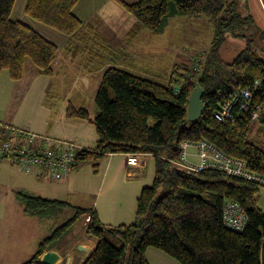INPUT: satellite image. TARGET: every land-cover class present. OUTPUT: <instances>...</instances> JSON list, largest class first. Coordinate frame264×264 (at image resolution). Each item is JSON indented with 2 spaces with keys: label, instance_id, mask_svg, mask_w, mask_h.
Returning <instances> with one entry per match:
<instances>
[{
  "label": "trees",
  "instance_id": "1",
  "mask_svg": "<svg viewBox=\"0 0 264 264\" xmlns=\"http://www.w3.org/2000/svg\"><path fill=\"white\" fill-rule=\"evenodd\" d=\"M79 1L26 0L24 13L73 38L82 27L73 14ZM116 1L136 20L134 33L143 29L159 35L173 17H207L212 27L208 57L199 71L191 67L189 77L181 76L177 93L171 89L173 82L163 85L108 67L94 95V117L85 107L67 105L64 118L92 124L97 137L93 151L80 154V164H90L97 173L98 162L107 155H150L152 183L142 187L136 198L134 222L116 226L103 224L93 209L15 192L22 212L43 223L61 209L74 210L60 227L50 226V235L22 264H41L42 255L57 249L79 220L86 224L83 236L95 242L82 264H149L146 252L150 248L179 264H264V213L258 207V194L264 188L218 170L193 172L176 165L181 144L204 141L264 177V150L248 140V115L234 105V122L214 117L235 90L251 89L258 80L249 106L258 107L257 122L264 130V31L255 28L246 0ZM14 3L0 0V75L6 71L11 81H20L30 62L38 75L52 77L57 46L11 20ZM228 37L242 40L244 48L231 63H223L216 52ZM70 46L65 47L69 53ZM198 87L204 91L205 110L196 121L184 124L189 95ZM229 202L237 203L245 216L246 225L240 231L224 223L223 210Z\"/></svg>",
  "mask_w": 264,
  "mask_h": 264
},
{
  "label": "crops",
  "instance_id": "2",
  "mask_svg": "<svg viewBox=\"0 0 264 264\" xmlns=\"http://www.w3.org/2000/svg\"><path fill=\"white\" fill-rule=\"evenodd\" d=\"M122 1L127 3V1L125 0ZM261 1L262 0H246V4L249 15L253 20L255 28L260 31H264V10ZM116 6H119L121 9H123L116 0H80L75 5L73 9V14L77 19L82 22V27L73 38L66 37L48 28L47 26H39L35 24L37 28L40 27V29L45 35H42L41 32L39 34L43 38L54 43L57 46L58 53L56 61L54 63L55 74L52 77L48 78L38 75L35 68L34 70H30L31 76L34 78L37 77V79L39 77H43L45 79L44 81L56 79L58 82H63L69 80V82L72 83V88L75 87V89L79 90V92L76 93L74 99L71 96H67L69 97L68 99L67 97L63 99L60 104L61 106L59 108V111H57V113L52 114V117L54 118L57 116L55 122H62L67 127L73 129L77 127L76 125H81L80 123H83L79 121L66 120L64 118L65 109L69 103H72L74 106L77 107H84L87 96L89 94H92L93 92V94L95 95L98 86V83H96L95 85L91 84L92 78L97 73H103L108 67L121 68L140 77H144V71L141 69L139 62H136L135 60L136 58H138L135 52H139V50L137 48L136 51L134 50L136 46H134L133 43L138 39L139 35L146 33L145 31L147 30L141 29L136 33L132 32L136 28V20H131V15L122 16V12H120V10L116 8ZM116 9L119 12L116 11ZM127 15L129 14L127 13ZM201 18L203 17L193 19L200 20ZM116 19H119L120 21L118 22ZM205 20L207 26L210 28V21L207 18ZM166 27L164 31L159 35H153L149 31L148 32L151 36L153 35L159 38L165 33ZM101 33L104 35V37L103 35H101ZM124 39H128V42L124 46H115V44H118L119 41L122 42ZM95 40L99 41L100 47L103 50H113L112 48H114L120 49L124 53L121 57L115 59L116 65H114L115 63H107L106 65L100 66L97 71H92L81 64V62L79 61L81 54L83 53L84 49H88L87 44L94 43ZM67 45H71L70 47L72 49L70 53L67 49H65ZM77 50L80 51L81 54L75 56V52ZM159 53L162 56L161 61L158 60V58L154 57V55ZM169 54L170 52L168 45L166 47L162 46L161 48L150 46L149 56H147V59H150L146 61L150 69H146L144 74H146V72L150 74L156 73V69L158 68L159 64H163V56H166V61L167 63L169 62ZM191 57L193 58V56ZM205 58L207 59V56ZM196 59H200L201 61H203L202 54H198ZM197 60L193 61V63L189 65L192 67L194 62H196ZM184 63H186V61ZM186 67L187 66H184V69L183 71H181V73V69H178V72L176 74L178 76L186 74ZM169 72L170 71H168V73ZM170 76L171 75L169 73V76L165 78H167L168 81L170 80V78H172L173 81H176L175 74H173L171 77ZM179 78L181 79V77ZM21 81L22 79L17 82L11 81L8 75L0 78L1 87L6 89L2 91L0 90V122H6V120L10 121L7 112L9 110H13L14 112V110L16 109H21L20 107L23 105V100L25 103V99L31 95L26 92H14V89L18 87ZM13 85H17V87ZM8 89L11 90L8 91ZM36 97L40 100V104L43 105L44 103V106L46 108L44 100L46 97H48L47 93L39 91L37 92ZM21 100L22 103H20ZM17 102H19L18 106L16 105ZM12 105L13 107H11ZM45 112V114L47 115H50L51 113L50 109L49 112L48 110H45ZM49 124L50 123H48V126L46 124V129H43V131L41 132H44L46 134L49 133L53 126ZM51 124H53V122ZM73 131L67 132L65 128H62V132L64 133V135H62L63 137L61 139H73L72 141L76 142V144H78V146H80L81 148H84L87 151H93L96 145V141L94 142V145H87L79 137H74V133H71ZM37 134L42 135L40 132ZM260 136H262L264 141V130L261 128L258 122H251L249 125L248 140L264 150V142H261L259 141V139H257ZM187 153L188 160L193 162L198 161L195 155L196 150L188 148ZM115 157H121V160H118L119 162L115 161ZM101 161H103L104 164L102 163L100 165L102 166L101 174L98 173L99 175L97 174V176H92L88 170H86L84 174V169H82V167L80 168V166L71 170V172L66 176V178L59 181H53L50 179L47 180L48 178L44 175H32L28 177L24 176L25 178H22L17 175V172L16 174L14 172L10 174L11 181L7 187V190L12 191V199H14V202L12 205L0 203V219H4L6 210H14V215L7 213V218L9 220L11 219L12 222H14V224L16 225L15 228L17 229L14 231L12 242L16 246L19 245L17 247L18 250H20L18 256H20L21 259L26 254H31L32 256L37 248L38 243L43 240L40 239V236H38V231L40 229L43 230L41 226L43 225V222H39L37 219H32L31 223L36 225L32 228L31 231H33V229H36V232H31V237H29L31 239V242H26L23 240L22 242L17 243L18 236H22L21 226L26 227L25 223H27L26 221H29L27 220L29 216L26 217L25 215H23L21 205L17 204L18 202L15 198V192L17 191H25L27 193L33 195L35 194L36 196L48 200L66 202L76 208L93 209L97 213L100 221L105 225H120L129 223L127 222L129 220L128 218H132L134 214V211H132L131 209L133 200L135 202L137 196L140 193V190L142 189V187L145 186L144 184H147L144 183L146 182L145 180L151 178V175L146 176L145 178H143V176L145 175V170L148 168L149 163L151 162V164H153V159L147 157L146 159L141 160L139 162V166L137 168L130 169V172H128L129 169H127L126 167V155L124 154L107 155ZM151 170L153 179V165L151 167ZM96 177L98 178L96 179ZM43 180H46L48 183L43 182ZM93 181L94 184L96 183V185L93 184ZM115 181H119V183H121L123 187H121L119 192L116 194L113 193ZM105 185L106 187H104ZM262 190L264 191V189ZM101 193H103V195L101 203L99 204V196L101 195ZM258 207L264 213V196L258 199ZM85 226V222H82L80 230L74 235L70 236L72 243L65 251H63L64 253L62 252V248L65 245L59 246L57 247V249L49 250V252H56L59 255V260L55 264H82L90 255V253L95 247V242L83 236ZM46 230V232H43L44 234H46L44 239L50 235L51 227H47ZM43 233L42 235H44ZM73 239H76L77 241L74 242ZM64 240L65 238L61 241V243ZM65 242L67 243V240H65ZM0 243L2 245V239ZM80 246L83 250H78V247ZM17 251L14 250L13 255H17L14 253ZM146 258L149 264H179V262H177L175 259H172L166 256L165 254L161 253L160 251L152 248L147 250ZM23 260L26 261V257L25 259H22L20 264L25 262Z\"/></svg>",
  "mask_w": 264,
  "mask_h": 264
},
{
  "label": "rangeland",
  "instance_id": "3",
  "mask_svg": "<svg viewBox=\"0 0 264 264\" xmlns=\"http://www.w3.org/2000/svg\"><path fill=\"white\" fill-rule=\"evenodd\" d=\"M125 1H127V3H134L138 0H125ZM25 3H26V0H16L15 1L14 7L10 15V19L14 21H19L25 24L26 26H28L29 28H31L32 30H34L35 32H38V33L41 32L42 35H45L40 29V27L37 28L35 24L39 26H45V25L37 23L36 21L28 18L24 14ZM116 8L120 10V12H122L123 14L122 16H130V15H127V13L123 9H121L119 6H116ZM117 9L116 11H118ZM130 18L131 20L135 21V19L132 16H130ZM206 18L203 17L200 20H197V19H193L189 17H186V18L173 17L169 19L168 25L166 27V31L163 34V36L157 38V36H153V35L151 36L148 31H145L146 33L139 35L138 39L133 43L134 46H136L134 50L136 51V48H137L140 52V53L135 52V54L138 57L135 60L136 62H139L141 69L144 71V73L146 69H150V67L148 66V63L146 62L148 59H150V58L147 59V56H149L150 46L161 48L162 46L166 47L168 45L169 52H170L168 63L166 61L167 60L166 56H163V64H159L158 68L156 69V73L150 74L146 72V74L143 73V76L146 78L155 80L163 85H167L170 82L175 83L176 81H177L176 83L181 84L182 80L179 78L181 76H178L176 74L178 72V69H181L180 70V73H181V71H183L184 69V66H187L185 71H187L186 74H188L189 71L191 70V66L189 64L197 60L196 58L198 54H202V57H203V61L199 59L201 61L199 70L203 68V64L206 61L205 57L206 56L208 57V53L210 51V46H211V40H212L211 27L209 28L207 26V23L205 20ZM116 20L118 22L120 21L119 19H116ZM101 35L103 34L101 33ZM127 42H128V39H124L122 42L119 41L118 44H115V46L116 47H120L121 45L124 46ZM87 45H88V49H84L83 53L81 54L79 58V61L81 62L83 66H85L86 68L92 71H97L100 66L106 65L107 63H115L114 65H116L115 59L118 57H121L124 54L120 49L112 48L113 50H103L100 47L99 41L97 40H95L94 43H89ZM243 48H244V43L242 40L237 39V38L228 37L223 42V44L218 49V51L216 52V57L219 58L220 61H222L223 63H231L233 59L238 55V53ZM191 56H193V58ZM154 57L158 58V60L160 61L162 60V56L160 53L154 55ZM184 60L186 61V63H184L185 62ZM31 69L34 70V67L30 64V62H26L22 81L19 83L18 87L17 85H13L17 87L14 89V92H18V91L26 92L31 95L25 99V103L23 100V105L20 107L21 109L19 110L16 109L14 110V112L13 110L11 111L9 110L7 112V115L10 121L6 120V122H1V123L5 125L15 126L16 128L24 129L25 131H28L34 134H37L40 132L42 135L45 134L48 137H52L54 139L57 138V140H63L61 139L63 137L62 135H64V133L62 132V128H65L67 132L74 130L73 132H71V133H74V137H79L87 145H94V142L96 141L97 137L95 135L94 126L92 124L80 123L81 125H76L77 127L73 129V128L67 127L62 122H59V121L55 122L57 119V116L55 118L52 117V114L57 113V111H59V108L61 106L60 104L63 101V99L67 96H71L74 99L76 93H78L79 90L75 89V87L72 88V83L69 82V80L58 82L56 79L44 81L45 79L43 77H39L38 79L37 77L34 78L31 76V72H30ZM168 71H170L169 73L171 76L175 74L176 81H173L172 78H170V80L168 81L167 78H165L169 76ZM3 76H7L6 71H3L0 78H2ZM101 76H102V73L101 74L97 73L92 78L91 84L95 85L96 83H98L99 85ZM0 90L2 91L6 89L2 88L0 85ZM10 90L11 89H8V91ZM39 91L46 92L48 95V97H46L44 100L46 104V108L44 106V103L43 105L40 104L39 102L40 100L36 97L37 92ZM92 94H89L87 96L84 107L88 111L89 115L91 117H94L95 105L93 101L94 94L93 95ZM68 98L69 97H67V99ZM20 103H22V100L20 101ZM16 105L18 106L19 102H17ZM11 107H13V105ZM49 109L51 111L50 115L45 114L46 113L45 110H48L49 112ZM52 122L53 124H51ZM48 123H50L49 125H53L51 128V131L47 134L44 132H41L43 131V129H46V124L48 126ZM69 126H73V125H69ZM257 139H259V141L261 142H264L262 136L258 137ZM72 140H68V141H72ZM192 149L195 150L194 147H192ZM187 156H188V153H187ZM197 159L199 158L197 157ZM114 160L120 161L121 157H115ZM102 163L103 161L98 162L97 173L93 171L91 165L88 163H85V162L81 164L79 163L78 166L84 169V174L86 170H88L92 176H97L98 173L101 174L102 166L100 165ZM152 165L153 164H151L150 162L148 168L145 170V175L143 176V178L151 175V178H148V180H145L146 182L144 183H147V184H144L145 186H150L152 183V180H150L152 179V170H151ZM12 172H14L15 174L17 172V175L22 178L28 177L27 175L20 173L18 168L15 165L10 164L7 161H0V203L2 204L12 205L14 202V199H12L13 198L12 191L7 190V187L11 181L10 174H12ZM97 178L98 177H96V179ZM120 181H121V178H120ZM43 182L48 183L46 180H43ZM93 184H94V181H93ZM94 185H96V183ZM104 187H106V185ZM121 187H122L121 183H119V181H115L113 193L115 194L118 193ZM102 195L103 193H101V195L99 196V204L101 203ZM258 195H259L258 199H260L262 196H264V191L261 190ZM131 209L135 213L136 200L135 202L133 200ZM7 213L14 215V210L12 209L6 210L4 219L3 220L0 219V241L2 239V245L0 243V262H1L0 264H20L22 259H25V257H26V260L29 259L31 257V254H26L22 259L20 258V256H18V254L20 253V250H18L17 247L19 245L16 246L12 242L14 231L17 228H15L16 225L14 224V222H12L11 219L9 220L7 218ZM73 214H74V210L72 211L70 210V208H65V209L59 210L58 212H55L54 215H51V218L45 219L43 225H41L43 230L40 229L38 231V236L41 237L40 239H44V237L46 236V234H44L43 232L47 231L46 230L47 227L51 226V227H54V229H56L60 227V225L64 224L65 221H67L70 217H72ZM23 215L25 214L23 213ZM134 218H135L134 214L132 218H128L129 219L127 221L129 222L128 224H130L131 222H134L133 221ZM32 219L36 220L37 218L28 217L27 220L29 221H26L27 222L25 223L26 227L21 226V229H22L21 234L23 237L18 236L17 243H20L23 240L26 242H29V241L31 242V239L29 238L31 237V232H36V229H33V231H31L32 228L36 225V224L31 223ZM37 220L39 221V219ZM81 224L82 222L79 220L73 226V228L65 234L64 238L65 240H67V243L64 240L59 245V246L65 245L62 248V252L65 251L71 245L72 241H71L70 236L74 235L80 230ZM116 225H112V226H116ZM42 233L44 235H42ZM73 241L76 242L77 240L73 239ZM14 250L16 251L18 250L17 252H14L17 255H13Z\"/></svg>",
  "mask_w": 264,
  "mask_h": 264
},
{
  "label": "built area",
  "instance_id": "4",
  "mask_svg": "<svg viewBox=\"0 0 264 264\" xmlns=\"http://www.w3.org/2000/svg\"><path fill=\"white\" fill-rule=\"evenodd\" d=\"M264 10V0L261 1ZM201 61L197 60L192 66V71H199ZM183 76L189 77V73ZM181 84L172 83L171 89L174 93L179 91ZM259 81L255 80L251 89H237L227 100L221 102L220 109L214 113L219 121L234 122L232 107L238 105V109L248 115L251 122L259 120L258 107L252 110L249 106L252 94L257 90ZM181 156L176 165L199 172L205 169L218 170L227 176L236 177L264 188V177L249 171L245 164L237 159L231 158L216 149L211 144L201 141L195 144L183 143L180 146ZM194 147L197 162L188 160L187 149ZM83 151L73 141L56 140L47 135H38L16 128L14 126L0 123V160L14 164L18 170L27 176L44 175L53 181L64 178L79 165V156ZM150 157L146 154H127L126 167L137 168L139 162ZM225 225L231 230L240 231L246 225V219L237 203H226L223 210Z\"/></svg>",
  "mask_w": 264,
  "mask_h": 264
},
{
  "label": "water",
  "instance_id": "5",
  "mask_svg": "<svg viewBox=\"0 0 264 264\" xmlns=\"http://www.w3.org/2000/svg\"><path fill=\"white\" fill-rule=\"evenodd\" d=\"M204 91L202 88H196L188 98L187 102V116L184 124L196 121L204 112ZM78 250H83L82 247H78ZM59 260V255L56 252H46L40 258L41 264H55Z\"/></svg>",
  "mask_w": 264,
  "mask_h": 264
}]
</instances>
